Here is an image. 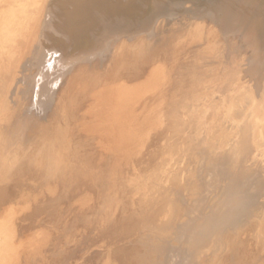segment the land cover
<instances>
[{
	"label": "bare ground",
	"instance_id": "bare-ground-1",
	"mask_svg": "<svg viewBox=\"0 0 264 264\" xmlns=\"http://www.w3.org/2000/svg\"><path fill=\"white\" fill-rule=\"evenodd\" d=\"M121 3H125V2H122V0H4V1H2V3H0V24L3 28V30H1V26H0V30L2 31V32L0 31V107H1L0 108V118H1V113L3 111L2 109L3 108L6 109L9 104L16 101V103L18 102L19 104H21L22 107L24 104L26 105V106L24 105L25 107H23V109H22L24 111L25 116H23L24 119L22 120V123H20L21 127H19V128L21 131H19V132H21L22 135L26 134L27 138H28V136H32L33 138H37L38 136L39 137L45 136L44 134H46L47 132H50L49 130H50V128H52L53 123H57V125L55 127L58 126L57 129L61 130L62 135L55 137V138H53V136H52L53 139L51 138V140H49L48 145H42L41 146V147L44 146V148L48 152L50 150L48 157L46 155H44L50 161V163H49L50 164L49 165L50 171H54L56 168L62 166L61 165L62 160L60 161L58 159V158H60L59 156H58V158L57 157L53 158V154L56 151H61L62 153H63V151L67 152L66 155H68V157L66 155L64 156L65 153L62 154V156H64V158H66V157L69 158L71 156V158L73 160L69 158V161L72 160L76 163V164L72 163L74 165L73 167H75V169H74L75 175L72 174L73 170L70 171L72 173H69V172H67V170H65V172H63V175L60 172H57L58 175L62 179H64V181L61 180V181H63L64 184L61 183L60 180H59V182H57V184H59L60 186L62 185L63 189L66 188L67 189V191L65 190L66 192L71 191L74 187H77L78 184L81 183V179L83 176L88 175V178L86 177V179L83 177V179H85L84 181H87L90 177L88 173L91 172L92 174L93 173L94 174L92 175L90 182L89 181H88L89 183L83 182V184H84V186H86L87 184L91 185V187H89V189L90 188L95 189V190H92L93 191L92 193H95L96 191H98V195L100 194L99 198L102 201L100 199H98V196H97L98 200H96V201H98V202L101 201L102 204L104 203V205L108 206L111 209L113 207H115V205H116L117 207H119V209H122L121 213H123V208L130 207L133 209L131 211L135 212L138 216V219L136 222L137 225H135V226H137L136 229H138V233L140 234V236H139L138 240H136L135 244L133 243L134 248L132 245H130L131 243L128 244V246L129 247L132 246L131 248L133 249L132 259L130 260L131 262H128L129 264L130 263L131 264H154V263L155 264H177V263L180 264L181 263V261H179L180 255H181V258L184 259V257H185L184 254L188 255L189 252L193 253L192 255H194L195 257H196V254L198 257H200L201 255H202V257H204V255H206L207 252H211L215 256L216 259H218V256L221 257V259H220L221 263L220 264H229V263H231L232 260L241 261V259H239V258L244 256L241 253L244 252V248L246 249V247L243 246V252H242V250H241L242 245L240 248H238V247L235 248L234 246H233L234 248H232L231 245H226L225 241H224V238H225V240H228L230 237V242H231L232 238H234L233 236H236V233L234 234L236 229H234V231L231 229L232 232H230V229L229 230L227 229L226 232H225V230H222L225 233L221 234L222 232L220 230V227H222L221 225L223 224V221H225V220H226L225 222H229L230 224H233L236 221H239L238 219H240V218L242 221H244V219H249L253 209H252V211L250 209L247 212L246 207L249 208L248 205L252 204L253 202L255 203V205L257 204V206H261L260 208H262L260 211L257 212L258 215L256 213H254L253 219L256 221L259 220V222H258V225H259L260 223H262L261 221L263 220V217H264V216H261L264 213V138H261V136L262 137H264V136L259 135L260 134L259 130L261 128L260 123L261 124L264 123V19L262 17V15H263L262 13L264 11V0H206V4L202 0L201 1L199 0L198 5H200V7H199L200 9H198V10H195V5H189L188 4L189 0H142V1H140L141 7H142L143 12H144V14H142V12L140 11L141 17H144V19H142V21H143L142 32L145 34L142 33L143 35H140L138 37L140 39L139 43L141 42V46H140L141 50L140 51H143L142 53H144V54L141 53V56L143 55L142 56L143 59L135 60L136 61L135 64L137 63V64H139V66L144 64L143 65L144 68H147L145 66L151 67V66L146 65V64L150 63V61L152 59L155 60L157 57L163 58L164 56H166V54L169 55L170 49H172L171 47L174 45L173 44V39H174L173 38V34H174L173 29L174 28H170V30L164 29V31H163L160 28L155 27V30L152 31L153 30L152 26H155V18L152 19V17L154 15H156V13H158V11H160V13L163 12L165 15H169V14L172 15L174 13L173 11H176V10H181V9L189 10L191 13L194 12V14L202 16V18L204 16L206 17L205 23H207L206 25H208V27H206L207 29L206 28L205 29L208 32H209L210 28L216 26L217 27L216 30L221 32L223 35V36L221 35L222 39L219 40L218 42L215 43L213 41L214 45H213V43H212V45L205 43L206 46H204V48L207 47V49H205L206 51H204V52H206V61H205L206 62V64H205V66H206V106H207L206 112L208 113V119L206 118V124L208 125V123H209L210 128L206 130V132H207L206 139H205V137H203L202 139L197 140L195 142L191 141L187 145V148L189 147V148L193 149V148L199 147L200 148L199 153H200V150H203V149H201V147H202L201 144H203V143L204 144L206 143V146H208L210 144V142L215 141V140H220V139H221L220 142L222 143V139H224L227 135L221 132L222 128L220 126L225 121L223 122V120H222V123H220V122H221V119H224L225 116L227 117V115L230 116L229 118L233 117L236 119L234 130L232 132H230V134H231L230 139L232 138V135L235 136V134H234L235 131L238 132L237 134L239 136L236 134V137L238 136V139L235 138V143H234L235 146H232L231 148L222 146L223 148H225V150H224L225 152L221 153L220 152L221 149H217V147H214V149H212V150L209 149L210 150L209 157L206 156V161H207L206 166H205L206 169H204V170H206V173H205L206 177H203L205 174L201 175V173H200L201 170L200 171L198 170L199 171L198 172L195 168L196 171L193 170L195 172L194 174H193L192 170L191 171L189 170V167L191 166L192 163H194V160L197 158V156H196V158L193 157L194 160H192L191 157H187L188 158L187 159L184 156L185 159L184 160L182 159L183 161L181 163L175 164L173 166L172 162L175 163V161L174 160L171 161V159H170L171 156L166 155L170 144L167 146L165 143L166 146H162V145H164L163 143L166 140V138H164L165 140L164 139L161 140V138H163L162 136H165V132L173 133V129H174L171 127L172 128L171 131H165L166 127L162 126L161 124L162 123L165 124L168 121L167 123L169 125V122L172 121L171 120L172 116H173V118H175V116H176L177 119L179 117V114H177L178 116L172 115L174 113L172 112V110L169 107V105H170L169 103L175 104L176 101H174V99L178 98V97H176L177 95L172 96V92H174V91L171 92V89L172 90L174 89V88H171V86H173L175 84V81L179 83V80L182 76V74H178L180 72H177V71L183 70L181 68H183L184 65H183V67L181 65L184 63L185 59H186L185 63L187 61H190V59H189L190 56H192L191 62H192V60H194V62H195L197 55L203 54L202 51H201V53H199L197 51H200L202 49H200L201 47L199 48V50H197L195 48V50H196L194 53L195 54L194 56H196L195 59H192V58H194L193 55H190V56L186 55L188 53L186 52V54H185L184 50L188 49V47L186 46V43H183L184 41L181 40L183 38L186 39V35L182 34L183 33L182 32V33H180L181 34L180 35L181 36L180 41H182L181 45L178 43L179 39L176 43H178V46L180 45L179 46L180 48H181L182 44L185 45L186 48L184 46H183L184 49L182 48V50L184 52L183 54L186 56H189V58L184 56L186 58L184 59L183 63L180 64L181 68H180V66H176V64L178 63V61L179 62H180V60L182 61L184 57H181L182 59L181 58L178 59V57H176L178 55L175 56V53L173 52L174 55L173 54L172 55L174 56V58L175 57L177 58L176 59L177 63L175 64V62H173L171 64H175L177 69L180 68L179 70L176 71L175 70L176 68L175 69L172 68L174 66L171 67L169 65V67H171V69H170L171 73L174 72L173 73L174 75H171L170 73H168L169 72L168 65L165 66V64H163V62L165 60H161V61H163L161 64L164 65V67H168L167 68L168 78L163 77L164 74H163L162 65L160 64L161 67H156V65H158L157 64L158 62L156 63V61L155 62L153 61V63H155V64L153 65L151 62V65H153V68L155 66L156 69H155V72H154V70L152 71V72H154L153 76L151 77L152 79L151 80L149 79L151 82H148V84H146V82L148 81V78H147L146 82L144 81L146 79L143 78L144 75L146 78L145 73L147 72V70H150V68H147V70H144L145 72L143 70H141L144 72L143 76L142 77L137 76L136 80H135L134 75L139 70L137 68L141 69L143 66H141V67L138 66L136 68V67H133L134 65L133 66L128 65L126 63L125 58L127 57V52H129V49H130L129 48L127 51L126 48H128V45L125 44V42L123 43L124 40L127 41L126 39L122 38V40H123L122 43L120 42L121 44H119L117 46V49L115 52H113L114 55L112 57L109 58V56H108V57H105V59L100 57V53H101L102 49L104 48L106 39L110 38V36H112L113 33L123 30V27L121 26L123 24H122V22H120L121 21L120 18L123 16V14H125V8L126 7L123 8L121 6L122 5ZM107 4H109V5H107ZM1 6H2V8L5 7L4 10L1 8ZM130 9L131 8H129L128 10H130ZM133 12H136L135 7L133 8ZM104 13L106 14V16L104 18H100V17H103V16H101V14H104ZM107 13L109 14L108 16H107ZM182 14H183V12H182ZM42 15H43V18H42ZM125 16H127V15H125ZM184 17H186V15ZM93 18L95 19L94 21H93ZM187 18H188V16H187ZM75 20H80L82 23H84V25H82L81 28H79L81 30V33L76 37H75V34H78V33H76V32L73 33L72 35L68 36L67 42L64 43L65 45L61 44V47H59L57 50H51L50 44L52 43V41L59 40L61 38L63 39L65 36L64 33L66 32V29L68 28L70 22H73ZM186 20H188V19H186ZM90 21H93L96 25L102 24L101 29H103L104 32L102 34L100 33L99 36L98 35L95 36V33H97L96 29H94L96 25L92 26ZM198 21L200 23L201 20H198ZM203 23L204 22H202L200 24V27ZM157 24H156V26H157ZM162 24L164 26V22H162ZM209 24H212V25H210V28H209ZM158 25L160 26V24H158ZM175 25L176 24H174L173 26H175ZM197 27H196V29H197ZM202 27H203V25H202ZM208 28H209V30H208ZM188 29H191V28H188ZM139 30H140V28H139ZM184 30H186V31H184ZM184 30H183L184 32H187V29H184ZM206 30H204V31L206 32ZM194 31L198 32L197 30H193V32ZM218 31H216V32L218 33ZM147 32H151V33L147 34ZM152 32H153V34H152ZM193 32H191L192 34L188 33V34H190L189 37L196 35V32H195V34ZM198 33H203V32H201V30H199ZM183 35H185V37ZM203 35L204 34H202V36ZM141 36H143V37L141 38ZM208 36H210V35H208ZM208 36H206V38ZM214 36L217 37L216 34ZM177 37H179V36L177 35ZM189 37H187V38H189ZM196 37H197V39H199L198 38L199 34ZM219 37H220V34H219ZM210 38H211V36H210ZM191 39H193V38H191ZM191 39L189 40L191 42L197 41V39H195V38H194L195 39L194 41H192ZM74 40H76V42ZM201 41H202V38H201ZM112 42H113V40H112ZM135 42H138V40L135 39ZM188 42H187V45H188ZM191 42H189V43H191ZM203 42H207L206 39ZM192 44H197V43H192ZM137 45H139V44H137ZM149 45H150V47L154 46V49L153 48L149 49ZM201 45L203 46V44H201ZM176 46L177 45H175L174 47L176 48ZM191 46L192 45L190 44L189 47H191ZM195 46L196 45H193L191 47V49H193ZM108 47H110V46H108ZM135 47L136 46H133L132 48L135 49ZM179 47H177V48L181 51V49ZM177 48H176V50H178ZM137 49H138V47H137ZM191 49L189 51L188 50H186V51L190 52ZM179 50H178V53H181ZM193 52H194V49H193ZM193 52H190V53L193 54ZM131 53H132V51H131ZM176 53H177V51H176ZM196 53H198V54L196 55ZM56 54H58L59 57L60 56L62 57V59L59 62L57 61V59L59 57ZM202 57L203 56L200 57V55H199V57H198L199 60H201ZM28 58H29V60L31 59L34 62L31 65V66H34V69H35L33 74L32 73L26 74V73H23L24 71H22L23 70L22 66H24V63H22V62L26 61V59H28ZM137 58H139V57H137ZM174 58H172V59L174 60ZM79 59H80V61H79ZM128 59H130V58H128ZM163 59H167V60L170 59L171 60L170 57H169V59L168 58H163ZM130 60H127V61L129 62V64H132V63H130ZM156 60L159 61V59H156ZM120 62H121V64L119 65ZM125 63H126V65H124ZM159 63H160V61H159ZM166 63L169 64L170 62L169 63L166 62ZM197 63H199V62L196 61V63H194V64H197ZM202 63H203V60H202ZM186 64L188 65L189 63H186ZM194 64H189V67L191 68L192 65H194ZM47 65H48V67H47ZM116 66H117V68H116ZM122 66L123 67L127 66L128 68L125 67L126 69H133L134 68L133 69L134 72L133 71L131 72V70H128L129 72H131V74H128L129 77H127V74H124L125 73L124 70L122 72V70L118 69ZM201 66L203 67L202 64H201ZM187 67L185 66L184 69L185 68H186L185 70L189 69V67L188 68ZM196 67H198V66H196ZM104 68L106 69L105 71H103ZM114 68H116L115 70H118L117 71L118 75H116V76L114 75L115 72H113ZM193 68H194V66H193ZM172 69H174L175 71H173ZM46 70H47V76L44 73ZM70 70L72 72V74H70L71 77L69 76L70 80L74 81L76 78H78L79 80H83L82 86H84V91H82L83 89L81 90V89H77V88L76 89L75 88L69 89L67 87L68 86L67 85L68 83H67V84H65L67 86L64 85L65 86V92L61 91L60 93H58L59 95L57 98V92L56 91H58V90H56V89H57L60 81L64 78L61 76L62 79L55 81V82H52L53 76H55V74H58V73L60 75H64V73H67ZM190 70H192V69H190ZM164 71H166V68ZM152 72H151V74H152ZM176 72L178 75H180V78L177 76ZM182 72H185V71L183 70ZM186 72L191 73V71H186ZM192 72H194V69ZM148 73H149V71H148ZM51 74H52V77L50 76ZM110 74H111V76H110ZM132 74H134L133 77H130V75H132ZM138 74L141 75V73H138ZM194 74H195V72H194ZM170 75H171V77H170ZM187 75H188V73H187ZM147 76L149 77L151 75L147 74ZM172 76H174V77H172ZM191 76H192V73H191ZM177 77L179 80L177 79ZM194 77L187 78V76L186 77L182 76V78H184V79L181 78V80H184V81L186 79L190 80L191 78H194ZM113 78H116L118 81L114 79L115 80V82H114ZM128 78L133 79L134 83H133V81L128 80ZM163 78L164 79L166 78V80H165V84H167L166 88L164 87L165 84H164V86L162 84ZM120 79H122V80L127 79L128 82L131 81L133 84L128 85L125 83V81L127 82V80L122 81ZM168 79H170L169 83H168ZM181 80H180L181 86L177 83L179 88L180 87L182 88V86H183L182 83L184 81L181 82ZM119 81L120 82L122 81L123 84L119 83ZM187 82L188 81H185L186 84H188ZM150 83H151V85H150ZM185 83H183V84H185ZM75 84L76 83H74V85ZM118 84H120V85L122 84V85L120 86ZM129 84H130V82H129ZM159 84L161 85V87H164L165 90H163V89H161L159 91H158V89L156 90V88ZM80 85H78V86H80ZM175 86H176V84H175ZM187 86H189V85H187ZM191 86H193V85H191ZM23 87H26L27 90L28 89L30 90V92H28L29 93L28 99H25V97L27 95L26 93L24 94L25 95L23 97L24 99H22L19 95L20 90ZM61 87H63V85ZM116 87H117V90L119 88V93L115 92L116 90H114V89ZM121 87H123V88L127 87L126 88L127 93L121 94L122 93V92H120ZM161 87L159 86V89ZM176 88L178 89V87H175V89ZM61 89H63V88H61ZM182 89H184V87ZM49 90L54 91V94H52V96L49 93ZM179 90H180L179 95L181 96V94L183 93V92L181 93V91H184V90H181V89H179ZM112 91L118 95L115 96V94L112 93ZM121 91H122V89H121ZM186 91H187V89H186ZM186 91H184V92H186ZM24 92H25V90H24ZM174 93H173V95H174ZM178 93H176V94H178ZM186 94L183 93L182 96H184ZM187 97H188V94L184 97L185 99H182L181 97L180 98L183 102V100H186ZM189 98L190 97H188V99ZM69 99H71V101ZM10 100H12V102H10ZM87 100L91 101V103L90 104L87 103V106L82 107V104L84 103V101H87ZM172 101H174V102L172 103ZM177 101H179V100L177 99ZM99 103H100V105L102 104L101 107H100ZM179 103H181V102H179ZM179 103H176V106ZM12 104H14V103H12ZM12 104H11V106H12ZM97 105H99V106H97ZM183 105L185 106V104H183ZM57 106H59V107L62 106V108L61 107L60 108L63 109L62 111H64L65 115H67L65 122L62 123L64 128H62L60 126V124L58 125V119L59 118L57 117L58 118L57 119L54 115L55 111L57 113L60 112L59 111L60 108H57ZM97 107H100V108H97ZM172 107H174V105ZM185 107H187V106H185ZM87 108H89V109L87 111H85ZM189 109H190V107H189ZM9 111H11V110H9ZM23 111H22V113H23ZM176 111H177V109H176ZM179 111H180V109H179ZM4 112H5V110H4ZM16 112H18V111H16ZM184 113H186V112H184ZM190 113H191V111H190ZM212 113H215L214 116L212 115ZM59 114L60 113H58V116H59ZM204 114H206V113H204ZM17 115H19V114H17ZM18 117L19 116H17L16 119H18ZM98 117H100V118L102 117L101 119H103V122H100V123H105V124H102L101 127L99 126V124H97L98 122H96V120H95ZM83 118L86 120H84ZM3 119H4V117H3ZM177 119H174V120L176 121ZM1 121H0V123H1ZM181 121H183V120H181ZM5 122H2V123H5ZM178 122H179V120H178ZM92 123H94L93 124L94 126H91ZM149 123H150V126L151 125L153 126L152 123H161V124L157 125V126H159V128L158 127H157V129L155 128L156 131L153 132V130L152 131L149 130L150 132H148V133L152 132L155 135V136L150 135V137L152 136L151 138L149 137L151 140L150 139L147 140V141H151V145L153 144V146L152 147L150 146V144H149L150 142L149 143L146 142L144 147H141L144 143L143 137L146 135V134L144 135V133L146 132L145 129L147 127H149L148 126ZM173 123H175V122H173ZM203 124H204V122H203ZM177 127L178 126H176V128ZM100 128L103 130L107 129V131H105V130H104L105 132L103 131L104 136H100V135H102L101 134L102 131L100 130ZM54 129H56V128H54ZM262 129H264V127ZM177 133L178 132H176V135H178ZM190 134H191V132H190ZM167 136L169 137V135H167ZM171 136H172V134H171ZM172 137H174V136H172ZM179 137H180V135L178 136V138ZM47 139H48V137H47ZM152 140H154L153 143H152ZM160 140H161V142L163 140L164 141L161 143ZM174 140L176 141L177 139H174ZM23 141H25V140H23ZM220 142H219V144H220ZM147 143L149 145H147ZM160 143H161V145H160ZM225 144H226V142H225ZM105 145L108 146L107 157L103 151L104 150L103 148L107 149V147ZM146 145L148 147L147 149L145 148ZM53 146H54V148H53ZM149 146L151 148V151L149 149ZM155 147L158 148V149H156V151L158 150L157 151L158 154H157V152H155L157 154V156H156V154H155V156H153ZM170 147H171L170 150H172L173 146H170ZM209 147H210V145H209ZM137 148H138V150L140 148H145L146 150L141 149L143 151H141V152L137 151V153L138 152H139V154L141 153V155L144 157L146 155V158L148 155L149 158L148 159H146V158L141 159V155H139L140 158L137 155L138 159L140 160L139 161L137 159V157L132 154L134 157H136L135 160L137 159V162H135V160L131 159V163L132 162L133 163L132 164L130 163L131 164L130 165L128 163L129 161L127 162V160H128L127 157L131 154V151H133L134 149L137 150ZM235 148L237 149V151H240V152H238L236 154L234 151ZM110 150L112 153H110ZM196 150H198V149H196ZM196 150L194 149V152H196ZM127 151H130V153H129V155L127 154V157H126L127 160L124 163L125 164L127 163L128 165L127 164L124 165L123 163L118 164V162L121 160L117 161V159H119L120 157H121V159L124 158V159H122V162H123L125 160V155H126ZM147 151H149L148 154H147ZM69 153H70V155H69ZM171 153H175V152H170V155H173ZM120 154H122L124 157L120 156ZM192 154L194 155L193 151H192ZM177 155L178 154H175L176 157H177ZM195 155H197V153ZM129 157H132V156H129ZM38 158H36L37 161H38ZM101 158L104 160H102V163H99V162H101V161H99ZM172 158H174V157H172ZM51 159H53L52 162H51ZM31 160L32 159H30V161ZM199 160H201V159L199 158ZM197 161L198 160H196V163H197ZM64 162H65V160H64ZM41 163H43V162H41ZM44 163H43V165H44ZM70 163H71V161H70ZM40 167H41V165H40ZM63 167H64V165H63ZM153 167L157 171L156 174H158V177L156 178V180L159 181L163 178L162 179V185H160V186L158 185V187H157L158 190L151 191V192L145 191L146 188H141V192L131 190V189L137 188L138 185L140 186L143 182H145L144 180H145L146 175H152L153 169H154ZM44 168H45V170H43V172L41 171L42 173H44L46 171V166L42 167V169H44ZM193 168H194V166H193ZM71 169H72V167H71ZM94 169H95V172L92 171ZM145 169L148 171L145 172ZM40 170L41 169H39V171ZM13 172H15V171H12L11 174L14 175L15 173H13ZM3 173H4V171H3ZM46 173H48V172H46ZM5 174H7V173H4V175ZM45 174H43L42 176H45L48 178L49 176H46ZM0 175H1V173H0ZM4 175L1 176L3 179H1V177H0V197H2L3 187H5V190L7 189L6 187H8V190L10 189V186H8L9 184L7 186H4L5 182H6V177H7V175H6V177ZM15 176L19 177L20 175L17 176V174H16V175H14V177ZM29 176L32 177V175H29ZM53 176H54V173H53ZM74 176H76V177H74ZM14 177H13V179H14ZM105 177H107L106 180H105ZM21 178H22V176H21ZM149 178H150V176H149ZM204 178H206V179H204ZM15 179H17V178H15ZM22 179H20V180H22ZM203 179H204V181L206 180L205 182L203 181L204 183H206L205 184L206 188L203 186V182H202ZM25 180H27V179H25ZM22 181L24 182V180H22ZM48 181H49V179L47 180V183L51 182V181H49V182ZM215 181H216V183H214ZM17 182H18V180H17ZM17 182H16V184L21 183V181L19 183H17ZM11 183H12V179H11ZM25 183H27V182L25 181L24 184ZM85 183H87V184H85ZM211 183L215 184L214 190L211 193L212 194L219 193L220 194L219 198L215 201L212 198L211 199L212 201L211 200H210L211 202L209 201L210 205H207L208 208H206V211L204 210L203 212H200V214H199L198 211H201L202 209L197 210L198 209L197 207L199 206L201 201H203L202 199H204V198L199 199V197L201 196L200 194L203 193V190L205 192V189H206V192L203 194L204 195L208 194L209 193L208 189L211 191V185H212ZM12 184H14V183H12ZM21 185H22V183H21ZM41 185L43 188L44 182ZM107 185H110V186H107ZM12 186H16L15 190H17V187H18L17 185H12ZM81 186H83V185H81ZM39 187H41V186H39ZM39 187H36L35 191H34V189H31V187H30V189H28L27 191L30 192V190H32L31 194H33L34 192L36 194H38L37 192H40L38 190H41ZM71 187H73V188L71 189ZM22 188L27 189V185L25 187H22ZM22 188L20 186L21 190H22ZM59 188L60 187H58L56 189V191L57 190L59 191ZM44 189H45V187H44ZM44 189H43V191L46 190V189L45 190ZM82 189H83V187H82ZM10 190H12V189H10ZM19 190H17V192ZM21 190L19 192L22 195V193H24V192H22ZM99 190H100V193H99ZM23 191H25V190H23ZM6 192H7V190H6ZM82 192H85V191H82ZM13 193H15V192L13 191ZM47 193H49V192H46V194ZM76 193H78V189H77V191H75V195H77ZM88 193L91 194V190ZM36 194L32 195L33 196L32 197L30 194H26V191H25L26 196L25 195L21 196L20 194H19L20 196H17L18 198L15 195L14 196L17 199H19L20 197L23 198V196H25V197L31 196L32 198H34V196H36ZM55 194H57V192ZM59 194H61V192ZM69 194H71V193H69ZM96 194H97V192H96ZM134 194L139 195L140 198H136L134 196ZM153 194H157V195H155V198L150 196ZM8 195H7V197H8ZM27 195H29V196H27ZM41 195L43 197V195H45V193L44 194L42 193ZM47 195H50V194H47ZM62 195H63V193H62ZM62 195L60 197H62ZM91 195H93V194H91ZM4 196H6V194ZM12 196H13V194L11 193L10 197H12ZM50 196L47 198L45 195L43 199L45 200L46 198L47 199L50 198V201H51L52 196L51 197ZM67 196H69V195H67ZM77 196H79V195H77ZM37 197L39 200L42 199V198L40 199L39 196H37ZM60 197H59V201L62 202L64 197H62V199ZM95 197L96 196L92 197V198H94V201H95ZM207 197H208V195H207ZM4 198L5 197H3L1 199H4ZM16 198H14V199H16ZM22 198L19 201L17 199L13 200V201L14 202L16 201L17 203H19L20 201L23 200ZM90 198H91V196H90ZM153 198H154V200H153ZM47 199L45 201H48ZM52 199L54 201V197ZM4 200H7V199H4ZM8 200H11V199L9 198ZM24 200L22 202H20L21 203V204H19L20 206L21 205L24 206V203H27L29 199L27 200V202H25ZM71 200H72V198H71ZM71 200H69L70 202L68 201L69 203L65 202L66 204H64V205L69 204V206H70L72 204V207H76L78 204H80V201H78L79 203L77 202L78 203L77 205H73L76 202L71 203ZM13 201H11V202L14 203ZM45 201H42V202L44 203ZM204 202H202V203H204ZM81 203H82V201H81ZM89 203L90 204L87 203V206L88 205H91V206L87 207L85 205V203H84V205L87 208H90V207L93 208V206H94V208L90 209V210H95L97 208V207H95L97 202L94 205H93L94 202L91 203V201H90ZM171 203L173 204L174 210L178 211L179 214H180V212H182V213L184 212L182 214V215H184V217L183 216H181V217L184 218L185 221H182L181 218L179 220H175V219H172L171 216H169L168 211L170 212V210L173 209V208L172 209L169 208L170 206L168 204H171ZM1 204L2 205L4 204L2 200H1ZM1 204H0V206H2ZM37 204H39V202ZM44 204L47 205V203H44ZM49 204H50V202H49ZM102 204H101V207L104 206V205L102 206ZM4 205H3V208H5L7 205H9V203L6 202L5 207H4ZM19 205H18V207H19ZM30 205H31V202H30ZM55 205H56V200H55ZM55 205H52V207ZM26 206L29 207V204ZM98 206H100V205L98 204ZM83 207L79 206L76 208H83ZM38 208L37 209L39 211H37V212L41 213L42 208L41 207H38ZM68 208H70V207H68ZM168 208L170 210H168ZM5 209H3V210H5ZM26 209H29V208H26ZM32 209H33V207H32ZM54 209H56V208H54ZM63 209H64V206H63ZM0 210H2V209H0ZM3 210L1 211V213L4 212ZM17 210H20V208ZM66 210H67V208L65 210H63L62 212L64 213V211H66ZM97 210H100V209H97ZM102 210H104L105 215H106L105 209H102ZM114 210L117 211V209H115V208H114ZM114 210L112 209L113 214L115 212ZM245 210H246V212L243 213V211H245ZM24 211H22V212H24ZM29 211L30 210H28V212ZM70 211H72V209L69 210L68 214L70 215V213H71L73 215V217L72 216L70 217L69 215L65 216L66 212L62 215H64L65 218H67V216L70 217L71 220L74 218L75 219L74 221H76V217H74L75 213H77L76 209L74 210V211H76L75 213L70 212ZM79 211H80V209H79ZM81 211H83V210H81ZM6 212H7V209H6L5 213ZM34 212H35L34 214H36L37 216L42 218V216H40L41 214L38 215L39 213L38 214L36 213V210H34ZM43 212L44 211H42V213ZM52 212L55 213L56 211H54L52 209ZM80 212H78V213H80ZM83 212H81V213H83ZM24 213H26V212H24ZM87 213H89V212H85L83 216H85V214L87 215ZM91 213H93V212H91ZM91 213H89V216L87 215V217H89L90 220L92 218V217H90ZM97 213L102 216V214H100L101 211L100 212L97 211ZM110 213H112V212L110 211ZM27 214H28V216L30 215L29 213H26L24 215H22V213H21L22 216H25ZM185 214L188 215V217H187L189 219L188 221H186ZM228 214H229V217H228ZM230 214L232 215V219L230 218ZM237 214L239 215V217H237V220H236ZM11 215H15V212H14V214H11ZM36 215H34V216H36ZM59 215H61V214H59ZM81 215H80V217H81ZM95 215L96 214H92L91 216H93L94 218H97V220H98V218L101 217V216L95 217ZM224 215H226V216H224ZM5 216L7 217V214H5L4 217ZM31 216L32 215H30L29 217H31ZM124 216L125 215L123 214L122 217H124ZM223 216L225 218H223ZM9 217H11V216H9ZM27 217H22V218L27 219ZM46 217H44L42 219H45ZM87 217L85 219H84V217H83V219H81V224L83 221L86 223V220H88V222L92 221V220L89 221V218H87ZM105 217L102 216L101 219L102 220L105 219L106 220V221L104 220L105 222L108 221L111 223V221H109L111 216L109 217L108 220L106 219V218H108V215L106 218ZM65 218L63 220H65ZM112 218H113V216H112ZM222 218L225 220H223ZM11 219H12V217L10 218V220ZM40 219H38V221ZM115 219H116V217H115ZM47 220H49V219L47 218ZM57 220H58V218H57ZM61 220H62V218H61ZM79 220H80V218L78 217L77 218L78 222H75L76 225H77V223H79ZM112 220H114V219H112ZM234 220H236V221L234 222ZM252 220H251V222L250 221L249 222L252 223ZM70 221H69V223H67V222L66 223H67V225L68 224H72V225H70V226L68 225L69 227H67L66 223H64L66 226L63 225V227H61V228H65V227H66V229L70 228V231L73 230L74 232H75V229L77 231L79 228H82L80 224H78L79 226L77 225V228H75L76 226L74 225V222L71 221V222H73V223H71ZM104 221L102 223L103 225H104ZM121 221H122V219H121ZM46 222L47 221L43 220V224H46V226H49L50 224H52L50 222H53V221L51 220L49 222L50 224L47 222L49 225H47ZM84 222H83V224H84ZM88 222L86 223L88 225L85 226V224L84 225L82 224V226L88 227L90 225V230H91L92 223L89 224ZM95 222L97 224L100 223L99 221H98L99 223L97 221H95ZM108 222H107V224H108ZM241 222H240V224H241ZM96 223L93 222V224H96ZM112 223L110 224L111 226H112ZM116 223L118 226L117 221H116ZM255 223H257V222H255ZM114 225H115V223H114ZM225 225H226V223H225ZM14 226H16V225H14ZM46 226H45V228H46ZM111 226H109V228H107V229H110ZM113 226L111 228L114 229ZM247 226L249 228L254 227L252 224H249V223L247 224ZM261 226L264 227L261 224L256 227L257 230H259L260 232H261V230H260ZM71 227H72V229H71ZM85 227H83V228H85ZM92 227H94V226H92ZM98 227L100 228V225ZM101 227H103V226H101ZM118 227H120V226H118ZM1 228H3V226ZM6 228L4 227V232H6V231L7 232L5 234L2 233L4 235L9 233L8 228L7 229ZM39 228H41V227L39 226ZM48 228H51V227H47V230H50ZM56 228L59 229V227H56ZM73 228H75V229H73ZM83 228H82V230H83ZM95 228H93L92 230H94ZM99 228L98 229L96 228L97 231H101V229L99 230ZM115 228L117 229L116 226H115ZM245 228H247V227L245 226ZM256 228H255V230H256ZM86 229H89V227L85 228L84 230H86ZM240 229H241V227H240ZM240 229L237 228V230H240ZM261 229L263 231V228H261ZM80 230L77 231L78 233L77 232H75V233L78 235H81L83 232H80ZM111 230H110V232L113 231V230L112 231ZM194 230H195V232H193ZM55 231H56V229L53 232H55ZM67 231L69 232V234L72 233V231L70 232L69 229H67ZM97 231H96V234H98ZM241 231H242V229L239 232H241ZM11 232L12 231L10 228V234L14 233V232H12V233ZM43 232H47V231H43ZM89 232H91V231L88 230L86 232L87 237H88ZM103 232L104 231H101L99 234H101ZM105 232H106V230H105ZM108 232L105 234L103 233V235L104 236H106V234L108 235ZM110 232H109V234H110ZM114 232H115V230H114ZM122 232L124 233V231H121V233ZM135 232H136V230H135ZM135 232H134V236H135ZM229 232L232 233V235H230ZM245 232L240 233V234H244ZM57 233L60 234L61 231H59ZM62 233H64V232H62ZM75 233L74 234L72 233V237L78 236ZM128 233H126L125 236L127 235V236L131 237L130 234L132 232L129 233V235H128ZM91 234H92V232H91ZM91 234H89V235L91 236ZM93 234H94V232H93ZM245 234H244V238H245ZM83 235L81 237H83ZM112 235L113 234H111V237H112ZM252 235L254 236V232L252 233ZM96 236L97 235H95V237L92 236V245L93 244L95 245V243H97V242L102 243V242H104V240H107L109 238V237L107 239H106V237L102 238V236L99 238L100 235L97 237ZM127 236L125 238L128 239L129 237H127ZM237 236H240V235H237ZM7 237L9 238V236H7ZM10 237H11V235H10ZM14 237H16V236H14ZM60 237L63 239V234H62V236H59V238ZM65 237H68L67 234ZM93 237H94V240H95V238H96V240H98L97 238H99V239L102 238L104 240L102 242L100 240L95 242L93 240ZM218 237H220L222 242L219 241L216 243V238H218ZM242 237H243V235H242ZM242 237L240 238L241 240L243 239ZM83 238H80V239L75 238V240H78L77 242L81 241V243H78V244L76 241H74V243L76 242V244H77L76 245L77 248L79 247L78 246L79 244L80 245L82 244V242L84 240ZM117 238L119 240H121L122 236L116 237V240H117ZM134 238H136V237H134ZM235 238L237 239L236 242H238L239 238H237V237H235ZM11 239L13 240V238H11ZM62 239H60L59 241H61ZM69 239H70V237H69ZM69 239H64V240L66 241ZM81 239H83V240H81ZM85 239L89 240L87 238H85ZM131 239H133V237ZM248 239L250 241H247V240L243 241L244 242L243 244H245L246 246L249 244L248 247L249 246L253 247V244H255L258 241V240L256 241V239H253L252 236H251V238L249 236ZM251 239H253V240L251 241ZM70 240H71L70 242L66 241L65 245H66V243H68V244L70 243V244H73L75 246L74 243H71L73 239H70ZM86 240L83 243H85ZM90 240H91V238H90ZM122 240H124V239H122ZM111 241H114V243H115V239H113ZM125 241H126V239H125ZM125 241H123V242H125ZM130 241L134 242L133 240H130ZM228 241H226V242H228ZM233 241L235 243V240H233ZM246 241L248 244H246ZM6 242L8 244L11 241L8 242L6 240L5 243ZM123 242H121L122 245H123ZM211 242L213 243V246H211V244H212ZM100 243L99 244L97 243L98 246L100 245ZM116 243H118V242L116 241ZM116 243L114 245L112 243V245L115 246V245H117ZM259 243H260V241H259ZM7 244H5V245L7 246ZM90 244H91V242H90ZM9 245H11V244H9ZM62 245H64V244H62ZM88 245L89 244H87V246ZM106 245L104 244V246H102V247L105 248L108 246V245L107 246ZM112 245L109 244V248H111L110 246H112ZM120 245L121 244H119L117 247L119 248ZM139 245H141L139 247L140 249L137 248V246H139ZM237 245H239V243ZM49 246H51V245H49ZM90 246H88V248ZM227 246H231V248H232L231 251H228L229 249ZM259 246H261V245H259ZM80 247H82V246H80ZM84 247H86V245ZM97 247L96 248L93 247V249H91V250L93 251L94 248L97 250ZM117 247H115V249H117ZM175 247L177 250L175 249ZM44 248H42V249L44 250ZM69 248H71V246ZM73 248H76V247H73ZM131 248L127 252L131 251ZM257 248H258V244H257ZM63 249H65V247H63ZM66 249H68V248H66ZM86 249H87V247H86ZM125 249L124 250L120 249L119 251L120 252L122 251L123 253H127V252H125ZM252 249H255V248H252ZM45 250H46V248H45ZM69 250H70V252L72 251L71 249H69ZM74 250L75 249H73V251ZM88 250H90V249H88ZM99 250H101V248H99ZM110 250L113 251L114 249H110ZM246 250H248V249H246ZM258 250L260 251V249H258ZM262 250H263V247L261 248V251ZM5 251H6V249H5ZM5 251L3 250V252H5ZM49 251H52V250H49ZM66 251L67 252H65V255H67L69 258L72 257V255L75 253V251L74 252L72 251L73 254L71 253V255H70V253H68V250H66ZM78 251H80V248ZM106 251H107V249H106ZM0 252L3 253L2 251H0ZM108 252H110V251H108ZM116 252H118V251L116 250ZM120 252H118V253L122 255V252L121 253ZM252 252H254V250ZM77 253H79V252H77ZM103 253H104V251L98 252L96 254L97 262H95V263H97V264H116V262L118 261L117 254L115 256L116 258H114L115 253L113 255L110 253H106V252L105 253L108 255H105V254L103 255ZM248 253H250L249 250H248ZM4 254L5 253L2 254L3 257H4ZM15 254H16V252H15ZM43 254L46 255L45 253H43ZM61 254H63V253H61ZM88 254H91V253H88ZM199 254H201V255L199 256ZM240 254L242 256H240ZM255 254L256 253L252 254V256H254ZM13 255H14L13 252L7 257L5 254V258H2V256L0 255V264H13V262H14L13 260H15ZM245 255H247V254H245ZM46 256H48V255H46ZM54 256H55V254L53 255V257ZM61 256L62 255H60V257ZM74 256H73V258L75 260V258H77V257L76 256L74 257ZM89 256L91 257V255H89ZM256 256H257V254H256ZM49 257H50V255H49ZM57 257H59V256H57ZM62 257L64 258L65 256H62ZM68 257H67V260L69 259ZM121 257L124 258L123 255ZM121 257H119V259ZM61 258H60V260H61ZM81 258H78V259H81ZM112 258L117 259V261L112 259ZM206 258L208 259V256ZM263 258H264V256H263ZM7 259L9 260V263L7 262L8 261ZM45 259H46V257H45ZM64 259L66 260V258H64ZM96 259H95V261H96ZM185 259L188 260V257L187 258L185 257ZM185 259H184V262H185ZM194 259H196V258H194ZM216 259H212L213 261L211 260L212 264L214 262L216 263V261H217L216 264L219 263V261H218L219 259L218 260H216ZM249 259H251V256ZM257 259H259V258H257ZM257 259H255V257H253V259H251V260L257 261ZM65 260H63V262H65ZM74 260H73V264H75ZM210 260H208L206 262H208V264H209ZM246 260H247V258H246ZM246 260H245V264H247ZM10 261H12V262H10ZM120 261H122L121 263H123V264L127 263L122 258L120 259ZM85 262H86V260H85ZM182 262H183V260H182ZM188 262L186 261L184 264H186V263L188 264ZM206 262H205V264H206ZM192 263H190V264H192ZM251 263L253 264V261H251ZM117 264H119V263H117ZM193 264H195V263H193ZM232 264H233V262H232ZM235 264H236V262H235ZM259 264H264V260L261 262V259H260Z\"/></svg>",
	"mask_w": 264,
	"mask_h": 264
},
{
	"label": "rangeland",
	"instance_id": "rangeland-1",
	"mask_svg": "<svg viewBox=\"0 0 264 264\" xmlns=\"http://www.w3.org/2000/svg\"><path fill=\"white\" fill-rule=\"evenodd\" d=\"M2 1H4V0H2ZM2 1L0 0V3H2ZM129 1V2H128ZM140 1H142V0H122V2H125V3H121L122 5V7L123 8H125V14H123V16L120 18V22H122V24L123 25H121L122 27H123V30L122 31H118V32H115V33H113L112 34V36H110V38H107L106 39V41H105V45H104V48L102 49V51H101V53H100V57L101 58H103V59H105V57H108L109 56V58L110 57H112L113 55H114V53L113 52H115L116 51V49H117V46L119 45V44H121L122 43V38L123 39H126L127 41H123V43L125 42V44H127L128 45V48H126L127 49V51H128V49H129V52H127V57L125 58L126 59V63L128 64V65H134L133 67H138L139 66V64H135V60H138V59H143V55L141 56V53L143 52V51H140L141 50V48H140V46H141V42L139 43V36L140 35H143V34H145V33H143L142 32V29H143V21H142V19H144V17H141V13H140V11L142 12V14H144V12H143V9H142V7H141V4H140ZM198 1L199 0H189V5H195V10H198V9H200L199 7H200V5H198ZM201 1V0H200ZM203 2H205V4H206V0H202ZM107 5H109V4H107ZM133 6V7H132ZM136 8V12H133V8ZM1 8H2V6H1ZM4 8L5 7H3L2 9L4 10ZM129 8H131L130 10H128ZM128 11V12H127ZM174 13L172 14V15H170L169 13V15H165L163 12L162 13H160V11H158V13H156V15H154L153 17H152V19L153 18H155V26H152L153 27V30L152 31H154L155 30V27L157 28H160L161 30H163L164 31V29L166 30V29H169L170 30V28H174L173 29V38L175 39H173V46L171 47L172 49H170V52H169V55L168 54H166V56H164L163 58H168L169 59V57L171 58V60L169 59V60H167V59H163V58H156V59H159V61H160V63H159V61H157L156 59L155 60H151L150 61V63H147L146 65H149V66H151V67H148V66H145V67H147V68H150V70H147V68H144V64L143 65H141V66H143L141 69L140 68H137V69H139L138 71H137V73L134 75V74H132V75H130V77H133V75H134V79L136 80V77L137 76H143V74H144V70H147V72L145 73L146 74V78H145V75L143 76V78L144 79H146V80H144L145 82L147 81V78H148V81L146 82V84H148V82H151L150 80L152 79L151 77L153 76V73L155 72V66H154V68H153V65L155 64V63H153V61L155 62L156 61V63L159 65H156V67H161L160 66V64L163 62V61H161V60H165L164 62H163V64H165V66L166 65H168V67H169V65L172 67V66H174V67H172V68H176V66H180V64H182L183 63V61H184V59L186 58V57H188L189 58V56L190 55H193V57L194 58H192V59H195V57L196 56H194L195 54V48L197 49V50H199V48L200 49H202V50H200V51H197V52H199V53H201V51L203 52V54H198V53H196V55H197V58L199 57V55H200V57L201 56H203L202 57V59L201 60H199V58L197 59L196 58V61H198L199 63H197V64H194V63H196V61L194 62V60H192V62H191V57L192 56H190V61H187L186 63H189V64H194V65H192V67L190 68L189 67V64L187 65L186 63H185V61H186V59H185V61H184V63L181 65L182 67H183V65H184V67L186 66H188L189 67V69H187V70H185L184 69V67L183 68H181V66H180V68L181 69H183L185 72H182V71H177V70H179L180 68H176L175 70L177 71V72H180V73H178V74H182V76L183 77H186L187 76V78H189V77H194V78H191L190 80L189 79H186L185 81H188L187 83L188 84H186L185 83V81L184 80H181V78H182V76H181V78H180V75H178L177 74V72H176V74H177V76L180 78V80H181V82L182 81H184L183 83H185V84H183L182 83V88L184 87V89H182L181 87L179 88V86L177 85V83L178 82H176L175 81V84H176V86H175V84L173 85V86H171V88H174L173 90L171 89V92L172 91H174V92H172V96H176V97H178L177 99L179 100V101H177V99H174V101H176V103H179V102H181V103H179L177 106H176V103L175 104H171V103H169L170 105H169V107H170V109L172 110V112L174 113V114H172V115H177V114H179V117H178V119H177V117L175 116V118H173V116H172V118H171V120L172 121H170L169 122V125H168V121L164 124V123H152L153 124V126L151 125L150 126V123L148 124V126L149 127H147L146 129H145V133H144V137H143V141H144V143H143V145L141 146V147H144V145L146 144V142H150L149 144H150V146L152 147L153 146V144L151 145V141H147L148 139H150L153 135H154V133H148V132H150V131H152L153 130V132L154 131H156V129H157V127L159 128V126H157V125H162V126H165L166 127V129H165V131H171V129L172 128H174L173 129V133H168V132H165V136H162L163 138H161V140L162 139H164V138H166V140L164 141V145H162V146H168L169 144V149H168V151H167V153H166V155H169V156H171V161L172 160H174L175 161V163L174 162H172L173 164V166L175 165V164H178V163H181L184 159H185V157L187 158V157H191L192 158V160H194V158H196V156H197V158L194 160V163H192L191 164V166L189 167V170L191 171L192 170V172H193V174L195 173L194 171H200V173H201V175H204L205 173H206V170H204V169H206V156H208L209 157V152H210V150L209 149H214V147H217V149H221L220 150V152L222 153V152H225L224 150H225V148H223L222 146H224V147H228V148H231L232 146H235V138H237L238 139V132H234V134H235V136H233L232 135V138L230 139V137H231V134H230V132H232L233 130H234V126H235V123H236V119L235 118H233V117H231V118H229L230 116L229 115H227V117L225 116V118L224 119H221V122L220 123H222V120H223V122L224 123H222L220 126H221V132L222 133H224V134H226L227 136L224 138V139H222V143L220 142V140H215V141H212V142H210V147H209V145L208 146H206V143L204 144H201V149H203V150H200V153H199V147H197V148H193V149H191V148H187V145L191 142V141H193V142H195V141H197V140H200V139H202L203 137H205V139H206V134H207V132H206V130L207 129H209L210 127H209V123H208V125L206 124V118L208 119V113L206 112V66H205V64H206V52H204V51H206L205 49H207V47H205L204 48V46H206V44L205 43H207V44H209V45H212V43H213V41L216 43V42H218L219 40H221L222 39V33L221 32H219L218 30H216L217 29V27L216 26H214V27H212V28H210V25H212V24H209V28H210V30H209V28H208V30H209V32L206 30L207 28L206 27H208V25H206L207 23H205V20H206V17L204 16L203 18H202V16H199V15H196V14H194V12L193 13H191L189 10H185V9H181V10H176V11H173ZM182 12H183V14H182ZM2 13V12H1ZM129 13V14H128ZM180 15H179V14ZM3 14V13H2ZM176 14V15H175ZM263 15H262V17H263V19H264V11H263V13H262ZM109 14L107 13V16H108ZM125 15H127V16H125ZM186 15V17H184ZM101 16H103V17H100V18H104L105 16H106V14L104 13V14H101ZM144 16V15H143ZM159 16V17H158ZM187 16H188V18H187ZM126 17V18H125ZM165 17V18H164ZM183 17V18H182ZM190 17V18H189ZM42 18H43V15H42ZM162 18V19H161ZM188 19V20H186V19ZM193 18V19H192ZM151 19V20H152ZM174 19V20H173ZM95 19L93 18V21H94ZM160 20V21H159ZM167 20V21H166ZM172 22H171V21ZM191 20V21H190ZM197 20V21H196ZM198 20H201L200 21V23H199V21ZM203 20V21H202ZM39 21V20H38ZM93 21H90L91 22V25L92 26H94V25H96ZM40 22V21H39ZM159 22V23H158ZM162 22H164V26H163V24H162ZM166 22V23H165ZM185 22V23H184ZM197 22V23H196ZM202 22H204L202 25H203V27H202V25H201V27H200V24L202 23ZM160 24V26L158 25V24ZM156 24H157V26H156ZM174 24H176L175 26H173ZM198 24V25H197ZM206 26H205V25ZM82 25H84V23H82L80 20H75V21H73V22H70V24H69V26H68V28L66 29V32L64 33L65 34V36H64V38L61 40V39H59V40H55V41H52V43L50 44V49L51 50H57L59 47H61V44L62 45H65L64 43L65 42H67V40H68V36H70V35H72L73 33H78V34H75V37L76 36H78L80 33H81V30L79 29V28H81V26ZM139 25V26H138ZM194 25V26H193ZM0 26H1V24H0ZM173 26V27H172ZM198 26V27H197ZM135 27V28H134ZM168 27V28H167ZM196 27H197V29H196ZM200 27V28H199ZM216 27V28H215ZM102 28V24H98V25H96L95 26V28L94 29H96V31H97V33H95V36L96 35H100V33L102 34L103 32H104V30L103 29H101ZM133 28V29H132ZM139 28H140V30H139ZM188 28H191V29H188ZM206 28V29H205ZM215 30H214V29ZM101 29V30H100ZM184 29H187V32H184V31H186V30H183ZM197 30L198 32H199V30H201V32H203V33H198V32H196V31H194L193 32V30ZM212 29V30H211ZM1 30H3V28H2V26H1ZM0 30V31H1ZM181 30V31H180ZM190 30V31H189ZM192 30V31H191ZM204 30H206V32L204 31ZM216 31H218V33L216 32ZM2 32V31H1ZM183 32V33H182ZM191 32H193L194 34H195V32H196V35H193L191 38H193V39H191L190 37H189V35L190 34H188V33H191ZM206 34H205V33ZM212 32V33H211ZM143 33V34H142ZM149 33H151V32H147V34H149ZM180 33H182V34H185L186 35V39L185 38H183V39H181L182 41H184L183 43H186V46L188 47V49L190 48L191 49V47L193 46V45H198L197 47L195 46L193 49H194V52H193V49H191V51L190 52H193V54H191L190 52H188L189 50L188 49H185L184 51H185V54H186V52L188 53V54H186V55H189V56H186V55H184L183 53V50H182V48H183V46L185 47V45L184 44H182V46H181V48L179 47L180 45H181V43H182V41H180V38H181V34ZM127 34V35H126ZM152 34H153V32H152ZM192 34V33H191ZM199 34V39H197V35ZM202 34H204L203 36H202ZM216 34L217 35V37L216 36H214V35ZM219 34H220V37H219ZM177 35L179 36V37H177ZM185 35H183L184 37H185ZM188 35V36H187ZM201 35V36H200ZM208 35H210L211 36V38H210V36H208ZM222 35V36H221ZM206 36H208L207 38H206ZM143 36H141V38H142ZM177 37V38H176ZM187 37H189L192 41H194L195 39H197V41H194V42H191V41H189L190 39L189 38H187ZM153 38V37H152ZM195 38V39H194ZM201 38H202V41H201ZM216 40H215V39ZM135 39H137L138 40V42H135ZM178 39H179V41H178ZM189 39V40H188ZM204 39V40H203ZM205 39H206V41L207 42H203V41H205ZM211 39V40H210ZM112 40H113V42H112ZM189 42H191V43H189ZM75 42H76V40H74ZM109 41V42H108ZM132 41V42H131ZM178 41V43L180 44L179 46H178V43H176ZM211 41V42H210ZM121 42V43H120ZM128 42V43H127ZM187 42H188V45H187ZM108 43V44H107ZM133 45V46H136L135 47V49L134 48H132L133 46L131 45V44ZM176 43V44H175ZM192 43H197V44H192ZM211 43V44H210ZM135 44V45H134ZM137 44H139V45H137ZM190 44L192 45L191 47H189L190 46ZM201 44H203V46L201 45ZM205 44V45H204ZM175 45H177L176 46V48L177 47H179L180 49H181V53H178V50H176V48L174 47ZM213 45H214V43H213ZM108 46H110V47H108ZM130 46V47H129ZM132 46V47H131ZM137 47H138V49H137ZM106 48V49H105ZM154 49V46L153 47H150V45H149V49ZM186 48V47H185ZM204 48V49H203ZM132 49V50H131ZM137 49V50H136ZM184 49V48H183ZM186 50H188V51H186ZM131 51H132V53H131ZM153 51V50H152ZM176 51H177V53H176ZM53 52V51H52ZM70 52V51H69ZM173 52L175 53V56L176 55H178V56H176V57H178V59H180L181 57H184V56H186V57H184L183 58V60L181 61L180 60V62L178 61V63H177V58L175 57L174 58V54H173ZM129 53V54H128ZM133 54V55H132ZM140 56H139V55ZM142 54H144V53H142ZM173 54V55H172ZM183 54V55H182ZM205 54V55H204ZM56 55H58V54H56ZM132 55V56H131ZM138 55V56H137ZM172 57H171V56ZM130 56V57H129ZM58 57H59V55H58ZM132 57V58H131ZM137 57H139V58H137ZM141 57V58H140ZM128 58H130V59H128ZM137 58V59H136ZM172 58H174V60L172 59ZM62 59V57L60 56L58 59H57V61L59 62L60 60ZM182 59V58H181ZM205 59V60H204ZM127 60H130V63H132V64H129V62L127 61ZM167 60V61H166ZM188 60V59H187ZM202 60H203V63H202ZM79 61H80V59H79ZM172 61V62H171ZM134 62V63H133ZM151 62H152V64L153 65H151ZM166 62H170L169 64H167ZM173 62H175V64H176V66H175V64H171V63H173ZM22 63H24V66H22V68H23V70L22 71H24L23 73H26V74H33V72L35 71V69H34V66H31L32 65V63H34L31 59L29 60V58L28 59H26V61H24V62H22ZM27 63V64H26ZM126 63L124 64V65H126ZM57 64V63H56ZM121 64V62L119 63V65ZM186 64V65H185ZM201 64L203 65V67L201 66ZM136 65V66H135ZM162 65V64H161ZM198 66V67H196V66ZM118 66V65H117ZM117 66H116V68H117ZM141 66H139V67H141ZM193 66H194V68H193ZM25 67V68H24ZM47 67H48V65H47ZM123 67V66H122ZM120 67V68H118L119 70H122V72H123V70L125 71V73L124 74H127V77H129L128 76V74H131V72L133 71L134 72V68L133 69H126V68H128L127 66H125V67ZM162 67H163V77H166V78H168V73H170L171 75H174L173 73H171V67H169V72L167 71V68L168 67H164V65H162ZM187 67V68H188ZM196 67V68H195ZM116 68H114V71L113 72H115L114 73V75L116 76V75H118L117 74V71L118 70H115ZM122 68V69H121ZM125 68V69H124ZM135 68V69H136ZM153 68V69H152ZM165 68H166V71H164L165 70ZM34 69V70H33ZM136 69V70H137ZM174 69H172L173 71H175ZM190 69H192V70H190ZM193 69H194V72H195V74H194V72H192L193 71ZM106 69L104 68V70L103 71H105ZM128 70H131V72H129ZM141 70H143V71H141ZM154 70V72H152ZM204 70V71H203ZM141 71V72H140ZM148 71H149V73H148ZM152 72V74H151V72ZM186 71H191V73H192V76H191V73H189V72H186ZM127 72V73H126ZM143 72V73H142ZM168 72V73H167ZM45 73V75L47 76V70L44 72ZM138 73H141V75L140 74H138ZM167 73V74H166ZM186 73V74H185ZM187 73H188V75H187ZM70 74H72V72H71V70L69 71V72H67V73H64V75H60L59 73L58 74H55V76H53V81L52 82H55V81H58V80H60V79H62V77L64 78V79H62L61 81H60V83H59V85H58V87H57V89L56 90H58V91H56L57 92V98H58V93H60L61 91H64L65 92V86H67L69 89L70 88H77V89H83L82 91H84V86H82L83 85V80H79L78 78H76L74 81L73 80H70V78H69V76L71 77V75ZM138 74V75H137ZM147 74L148 75H151V76H147ZM185 76H184V75ZM194 74V75H193ZM202 74V75H201ZM67 75V76H66ZM171 75H170V77H171ZM51 77H52V74L50 75ZM62 76V77H61ZM110 76H111V74H110ZM118 77V76H117ZM169 77V78H170ZM172 77H174V76H172ZM176 77V76H175ZM178 77H177V79H178ZM49 78V77H48ZM58 78V79H57ZM166 78L164 79L163 78V86H164V84H165V80H166ZM197 78V79H196ZM50 79V78H49ZM117 80L116 78H113V80ZM150 79V80H149ZM176 79V78H175ZM182 79H184V78H182ZM195 79V80H194ZM64 80V81H63ZM115 80H114V82H115ZM120 80H122V79H120ZM125 80H127V79H123L122 81H125ZM128 80H131V81H133V83H134V80L133 79H130V78H128ZM128 80H127V82L125 81V83L126 84H128V85H132L133 83L131 82V81H129L130 82V84H129V82H128ZM169 80L170 79H168V83H169ZM179 80V79H178ZM177 80V81H178ZM180 80H179V85L181 86V83H180ZM202 80V81H201ZM69 81V82H68ZM79 81V82H78ZM118 81V80H117ZM122 81L120 82L119 81V83H122ZM190 81V82H189ZM192 81V82H191ZM71 82V83H70ZM68 83V84H67ZM74 83H76L75 85H74ZM191 83V84H190ZM65 84H67V85H65ZM80 85V86H78V85ZM123 84V83H122ZM121 84V85H122ZM63 85V87H61ZM65 85V86H64ZM118 85H120V84H118ZM120 85V86H121ZM150 85H151V83H150ZM185 85V86H184ZM187 85H189V86H187ZM191 85H193V86H191ZM199 85V86H198ZM159 86L161 87V85L159 84L158 86H157V88H156V90L158 89V91L159 90H161V89H163V90H165V88H166V86H167V84H165V88L164 87H161L160 89H159ZM60 87V88H59ZM175 87H178V89L176 88L175 89ZM187 87V88H186ZM194 87V88H193ZM25 88V89H24ZM59 88V89H58ZM61 88H63V89H61ZM127 87H121V89H122V91H121V89H120V92H122L121 94H123V93H127V89H126ZM205 88V89H204ZM61 89V90H60ZM179 89H181V90H184V91H186V89H187V91L186 92H184V91H181V93L183 92V93H187L188 94V97H190L189 99H188V97H187V99L186 100H183V102H182V100H181V98L182 99H185L184 97L187 95H184V96H182L183 95V93L181 94V96L179 95L180 94V90ZM196 89V90H195ZM198 89V90H197ZM24 90H25V92H24ZM27 88L26 87H23L21 90H20V97L22 98V99H24L23 97L25 96L24 94L26 93L27 95H26V97H25V99H28V97H29V93L28 92H30V90L28 89L27 91ZM114 90H116L115 92H117V93H119V88H118V90H117V87L114 89ZM179 93H178V92ZM115 92H113L112 91V93H114L115 94ZM195 92V93H194ZM49 93L51 94V96H52V94H54V91H50L49 90ZM173 93H174V95H173ZM176 93H178V94H176ZM191 93V94H190ZM193 93V94H192ZM113 94V95H114ZM195 94V95H194ZM116 95H118V94H115V96ZM192 95V96H191ZM19 97V98H20ZM175 97V98H176ZM181 97V98H180ZM70 101H71V99H69ZM90 100V99H89ZM89 100H87V101H84V103L82 104V107H84V106H87V103L88 104H90L91 103V101H89ZM174 101H172V103L174 102ZM185 101V102H184ZM10 102H12V100H10ZM86 102V103H85ZM12 103H14V104H12ZM11 104H12V106H11V104H9L8 106H7V108L5 109V108H3L2 110V113H1V123L2 122H5L6 120V122L5 123H0V173H1V175H0V177L1 176H3L4 175V173H7V174H5L4 176L6 177V175H7V177H6V182H5V185L4 186H7L8 184V186H10V189H12L15 193H13V191L12 190H8V187H6L7 189V192H6V190H5V187H3V192H2V197H0V204H1V200L3 201V203L5 204H3L4 205V207L6 206V202H8L9 203V205H7L5 208L7 209V212L5 213V211H6V209L5 208H3V205L2 206H0V209H5V210H3L4 212H2L1 213V211L2 210H0V228L3 226V228H1L0 229V251H2L3 252V250L5 251V249H6V251L5 252H3V253H5L6 254V257L7 256H9L12 252L14 253V255H13V257H14V259L15 260H13L14 262H13V264H29L30 262V264H64L66 261V263L65 264H73V260H74V258H73V256L75 255L77 258H75V264H97V263H95V262H97V259H96V254L98 253V252H103L104 251V253H103V255L105 254V255H108V254H106V253H110L112 250H110V249H114L110 254H114V258H116L115 256H116V254H117V258H118V261H117V259H114V258H112V259H114V260H116L117 262H116V264L117 263H121L122 261H120V259L122 258L123 260H125L127 263L126 264H129L128 262H131L130 260L132 259V251H133V249L131 248L132 246H133V248H134V244H135V242H136V240H138V238H139V236H140V234L138 233V229H136V227L137 226H135V225H137L136 224V222H137V219H138V216H137V214L135 213V212H132L131 210H133L132 208H130V207H126V208H123V213H121V211H122V209H119V207H117L116 205H115V207H113L112 209L114 210V208L115 209H117V211L116 210H114L115 212H114V214H113V211H112V209L111 208H109L108 206H106V205H104V203L102 204V200L99 198V195H98V191H96L97 192V194H96V192L95 193H92L93 191L92 190H95V189H89V187H91V185H89V184H87V183H89L90 182V179H91V177H92V175L94 174H92L91 172H89L88 174H89V179L87 180V181H84L85 179H86V177L88 178V175H85V176H83L85 179H83V177H82V179H81V183H77L78 184V188L77 187H71V191H68V192H66L67 191V189L66 188H62V185L60 186L59 184H57V182H59V180H60V182L61 183H63V181H64V179H62L59 175H58V173L57 172H60L62 175H63V172H65V170H67V172H69V173H72V174H74L75 175V171H74V169H75V167H73L74 165L73 164H76L74 161H72L73 159L71 158V156L69 157L70 159H72V160H70L71 161V163H70V161H69V158H67L68 157V155H66V153L67 152H64L63 151V153L61 152V151H56V152H54V154H53V158H55V157H57L58 158V156L61 158H58L61 162H62V166L61 167H58V168H56L54 171H50V161H49V159H47V157L49 156V153H50V150H49V152L48 151H46V149L44 148V146L43 147H41L42 145H48L49 144V140H51V138H52V136H53V138H55V137H58V136H61L62 134H61V130H58L57 128H58V126L57 127H55L56 125H57V123H53V125H52V128H50V132H47L46 134H44L45 136H38L37 138H33L32 136H28V138L26 137V134H21V132H19V131H21L20 130V128L19 127H21V125H20V123H22V120L24 119V117L23 116H25L24 115V111L22 110L23 109V107H25L24 105H23V107L21 106V104H19L18 102L16 103V101H14V102H12ZM17 105H16V104ZM183 104H185V106H187V107H185ZM15 105V106H14ZM99 105H100V103H99ZM99 105H97V106H99ZM102 105V104H101ZM101 105H100V107H101ZM174 105V107H172ZM61 108H62V106H60ZM59 106H57V108H60ZM100 107H97V108H100ZM179 107V108H178ZM189 107H190V109H189ZM199 109H198V108ZM1 108V107H0ZM18 108V109H17ZM59 109V111L60 112H58V113H60L59 114V116H58V113L55 111L54 113V115H55V117L58 119V125L60 124V126L62 127V128H64V126H63V124L62 123H64L65 122V119H66V116L67 115H65V113H64V111H62L63 109ZM89 108H87L85 111H87ZM175 109V110H174ZM176 109H177V111H176ZM179 109H180V111H179ZM197 109V110H196ZM204 109V110H203ZM4 110H5V112H4ZM7 110V111H6ZM9 110H11V111H9ZM23 111V113H22V111ZM199 110V111H198ZM16 111H18V112H16ZM175 111V112H174ZM190 111H191V113H190ZM4 112V113H3ZM16 112V113H15ZM180 112V113H179ZM184 112H186V113H184ZM7 113V114H6ZM194 113V114H193ZM204 113H206V114H204ZM17 114H19V115H17ZM22 114V115H21ZM192 114V115H191ZM214 114L215 113H212V115L214 116ZM12 115V116H11ZM4 117V119H3V117ZM17 116H19L18 117V119H16L17 118ZM65 116V117H64ZM178 116V115H177ZM181 117V118H180ZM202 117V118H201ZM100 120H99V119ZM98 118H96L95 120H96V122H98L97 124H99V126L101 127V125L102 124H105V123H100V122H103V119H101L100 117H98ZM6 119V120H5ZM84 119V118H83ZM174 119H177L176 121L174 120ZM4 120V121H3ZM9 120V121H8ZM84 120H86V119H84ZM83 120V121H84ZM178 120H179V122H178ZM181 120H183V121H181ZM188 121V122H187ZM204 122V124H203V122ZM173 122H175V123H173ZM179 123V124H178ZM263 123V122H262ZM94 123H92V125L91 126H94L93 125ZM96 124V123H95ZM184 124V125H183ZM156 125V126H155ZM203 125V126H202ZM264 123L263 124H261L260 123V134L259 135H263L264 136V129H262L264 126ZM155 126V127H154ZM176 126H178L177 128L179 129H177L176 128ZM263 126V127H262ZM172 127V128H171ZM54 128H56V129H54ZM152 128V129H151ZM156 128V129H155ZM168 128V129H167ZM176 128V129H175ZM98 129V128H97ZM155 129V130H154ZM170 129V130H169ZM100 130L102 131L101 132V134L102 135H100V136H104L103 134H104V132L105 131H107V129H101L100 128ZM150 130V131H149ZM104 131V132H103ZM180 131V132H179ZM55 132V133H54ZM58 132V133H57ZM176 132H178L177 134L178 135H176ZM190 132H191V134H190ZM193 132V133H192ZM229 132V133H228ZM52 133V134H51ZM49 134V135H48ZM59 134V135H58ZM171 134H172V136H176L175 138L174 137H172L171 136ZM236 134L238 135L237 137H236ZM15 135V136H14ZM150 135H152L151 137H150ZM167 135H169V137L167 136ZM180 135V137L178 138V136ZM155 136V135H154ZM47 137H48V139H47ZM150 137V138H149ZM190 137V138H189ZM27 138V139H26ZM30 138V139H29ZM52 138V139H53ZM99 138V137H98ZM147 138V139H146ZM172 138V139H171ZM261 138H264V137H262L261 136ZM47 139V140H46ZM154 139V138H153ZM174 139H177L176 141L174 140ZM23 140H25V141H23ZM32 140V141H31ZM151 140V139H150ZM155 140V139H154ZM154 140H152V143H153V141ZM161 140H160V142H161ZM23 141V142H22ZM159 141V140H158ZM162 141V142H163ZM167 141V142H166ZM161 142V143H162ZM173 142V143H172ZM187 142V143H186ZM219 142H220V144H219ZM225 142H226V144H225ZM147 143V145H149ZM161 143H160V145H161ZM165 143H166V145H165ZM176 143V144H175ZM224 143V144H223ZM41 144V145H40ZM172 144V145H171ZM222 144V145H221ZM147 145L145 146V148L147 149L148 147H147ZM159 145V144H158ZM157 145V146H158ZM159 145V146H160ZM176 145V146H175ZM106 147H107V149H105V148H103L104 150V154L106 155V157H107V150H108V146L107 145H105ZM150 146H149V149H150V151H151V148H150ZM170 146H173V151L172 150H170ZM185 147V148H184ZM53 148H54V146H53ZM120 148V147H119ZM145 148H140L139 150H138V148H137V150L136 149H134L133 151H131V154L129 155V153H130V151H127L126 152V155H125V160L122 162V159H124V158H122L121 159V157L119 158V159H117V161H119V160H121V161H119L118 162V164L120 163V164H124V165H126L124 162H126V160H127V162L130 164L131 163V159L132 160H135V158L137 157V155L139 156V155H141V153L139 154V152H141V151H143V150H141V149H145ZM163 148V147H162ZM208 148V149H207ZM145 149V150H146ZM153 149V148H152ZM156 149H158V148H156L155 147V149H154V155L153 156H155V152H157L156 151ZM194 149L196 150V149H198V150H196V152H194ZM144 150V151H145ZM187 150V151H186ZM207 150V151H206ZM101 151V150H100ZM135 151V152H134ZM137 151H139L138 153H137ZM190 151V152H189ZM192 151H193V153H194V155L192 154ZM198 151V152H197ZM235 153L237 154L238 152H240V151H237V149L235 148ZM133 152V153H132ZM170 152H175V153H171V154H173V155H170ZM177 152V153H176ZM47 153V154H46ZM59 155H58V154ZM65 153V154H64ZM110 153H112L111 152V150H110ZM137 153V154H136ZM144 153V152H143ZM146 153V152H145ZM149 153V151H147V154ZM197 153V155H195ZM62 154H64V156L66 155L67 157L66 158H64V156H62ZM127 154L129 155V156H132V157H127ZM134 156H136V157H134ZM136 154V155H135ZM157 154H158V152H157ZM157 154H156V156H157ZM175 154H178L177 155V157L175 156ZM202 154V155H201ZM234 154V153H233ZM44 155H46V156H44ZM69 155H70V153H69ZM183 155V156H182ZM44 156V157H43ZM120 156H122V157H124L122 154H120ZM185 156V157H184ZM40 159H39V158ZM126 157H127V159H126ZM172 157H174V158H172ZM194 157V158H193ZM36 158H38V161H37V159ZM43 158V159H42ZM46 160H45V159ZM64 158V159H63ZM139 158H140V156H139ZM142 158H146V155H145V157L144 156H142L141 155V159ZM149 157H148V155H147V158L146 159H148ZM199 158L201 159V160H199ZM30 159H32L31 161H30ZM43 161H42V160ZM137 159H138V157H137ZM137 159L135 160V162H137ZM183 159V160H182ZM188 159V158H187ZM52 160L53 159H51V162H52ZM64 160H65V162H64ZM102 160H104V159H100L99 161H101V162H99V163H102ZM139 160V159H138ZM196 160H198L197 161V163H196ZM40 161V162H39ZM49 161V162H48ZM68 161V162H67ZM140 161V160H139ZM31 162V163H30ZM39 162V163H38ZM41 162H45L44 163V165H43V163H41ZM134 162V163H135ZM29 163V164H28ZM38 163V164H37ZM41 163V164H40ZM73 163V164H72ZM133 163V162H132ZM131 163V164H132ZM200 163V164H199ZM46 164V165H45ZM130 164V165H131ZM203 164V165H202ZM37 165V166H36ZM39 165V166H38ZM40 165H41V167H40ZM63 165H64V167H63ZM123 165V166H124ZM128 165V164H127ZM45 167L46 166V171L44 172V173H42L43 172V170H45V168L44 169H42V167ZM77 166V165H76ZM193 166H194V168H193ZM38 167V168H37ZM66 167V168H65ZM71 167H72V169H71ZM193 169H192V168ZM61 168V169H60ZM64 170H63V169ZM154 168V167H153ZM195 168H196V170H195ZM198 168V169H197ZM6 169V170H5ZM12 169V170H11ZM39 169H41L40 171H39ZM71 169V170H70ZM4 171V173H3V171ZM10 170V171H9ZM63 170V171H62ZM73 170V171H72ZM194 170V171H193ZM2 171V172H1ZM6 171V172H5ZM12 171H15V172H13V173H15L14 175H16L17 174V176L18 175H20L19 177H14V175L13 174H11V172ZM42 171V172H41ZM70 171H72V172H70ZM91 171V170H90ZM92 171H94L95 172V169L94 170H92ZM105 171V170H104ZM146 171H148V170H146L145 169V172ZM198 171V172H199ZM205 171V172H204ZM32 172V173H31ZM46 172H48V173H46ZM66 172V173H67ZM106 172V171H105ZM27 173V174H26ZM46 173V174H45ZM53 173H54V176H53ZM59 173V174H60ZM157 173V171H156V169L154 168L153 169V173H152V175H146L145 176V182H143L140 186L138 185L137 186V188H135V189H131V190H135V191H139V192H141V188H146L145 189V191H156V190H158V185L160 186V185H162V179L161 180H159V181H157L156 180V178L158 177V174H156ZM32 175V177L31 176H29V175ZM43 174H45L46 176H49L48 178L47 177H45V176H42ZM60 174V175H61ZM21 176H22V178H21ZM25 176V177H24ZM28 178H27V177ZM52 178H51V177ZM149 176H150V178H149ZM13 177H14V179H13ZM54 177V178H53ZM74 177H76V176H74ZM203 177H206V174L203 176ZM8 178V179H7ZM12 179V183H14V184H12L11 183V179ZM15 178H17V179H15ZM22 179V180H24V182L26 181L27 183H25L24 184V182L22 181V180H20V179ZM27 179V180H25V179ZM42 178V179H41ZM44 178V179H43ZM46 178V179H45ZM106 178L107 177H105V180H106ZM1 179H3L2 177H1ZM49 179V181H51V182H49V183H47V180ZM51 179V180H50ZM58 179V180H57ZM204 179H206V178H204ZM204 179L202 180V182L204 181ZM17 180H18V182H17ZM21 181V183H22V185H21V183H19L20 181ZM61 180H63V181H61ZM54 181V182H53ZM89 181V182H88ZM206 181V180H205ZM204 181V182H205ZM8 182V183H7ZM16 182L17 183H19V184H16ZM43 182H44V187H45V189L47 190H45L44 189V187L42 188V185L41 184H43ZM56 182V183H55ZM83 182H87V183H85V184H87L86 186H84V184H83ZM203 182V186L205 187L206 185V183H204ZM214 183H216V181L214 182ZM38 184V185H37ZM40 184V185H39ZM64 184V183H63ZM212 185H211V191L208 189V191H209V193L208 194H206V195H204L203 193H205L206 192V189H205V192H204V190H203V193H201L199 196V199H201V198H204V199H202L203 201H201V203L199 204V206L197 207L198 209L197 210H199V209H202L201 211H198L199 212V214H200V212H203L204 210L206 211V208H208V206L207 205H210V202L212 201L211 199L213 198V200L215 201V200H217L218 198H219V193H216V194H212L211 192L214 190V185L215 184H213V183H211ZM12 185H17L18 187H17V190H19L20 189V186H21V188L22 187H25L26 185H27V189L26 188H22V192H24V193H22V195H25V191H26V194H30L31 196L32 195H35L36 193L34 192L33 194H31V192H32V190H30V192H28L27 190L28 189H30V187H31V189H34V191H35V188L36 187H39V186H41V187H39L41 190H38V191H40V192H37L38 194H36V196H34V198H32L31 196L30 197H25V196H23V198L22 197H20L19 199H17L18 197L17 196H20L21 195V193L18 191L17 192V190H15L16 188V186H12ZM24 185V186H23ZM48 185V186H47ZM57 185V186H56ZM81 185H83V186H81ZM106 185V184H105ZM49 188H47V187ZM76 186V185H75ZM88 186V187H87ZM107 186H110V185H107ZM58 187H60L59 188V191L57 190L56 191V189L58 188ZM82 187H83V189H82ZM85 187V188H84ZM87 187V188H86ZM105 187V186H104ZM19 188V189H18ZM62 188V189H61ZM127 188V187H126ZM206 188V187H205ZM43 189L45 190V191H43ZM77 189H78V193H76L77 195H79V196H77V195H75V191H77ZM23 190H25V191H23ZM37 190V189H36ZM66 190V191H65ZM91 190V194H93V195H91V194H89L88 192ZM9 191V192H8ZM55 191V192H54ZM82 191H85V192H82ZM144 191V192H145ZM46 192H49V193H47V194H50L51 196H52V198L54 197V201H53V199L51 198V201H50V198L49 199H47L50 195H47L46 194ZM57 192V194H55ZM61 192V194H59ZM66 192V193H65ZM87 192V193H86ZM11 193L13 194V196L12 197H10L11 196ZM20 195H19V194ZM44 194L45 193V195H46V199L48 200V201H45L43 198H44V196L45 195H43V197H42V195L41 194ZM54 193V194H53ZM62 193H63V195H62ZM69 193H71V194H69ZM74 193V194H73ZM81 193V194H80ZM99 193H100V190H99ZM6 194V196H4V195ZM9 194V195H8ZM59 194V195H58ZM7 195H8V197L11 199V200H8L9 198L7 197ZM21 195V196H22ZM58 195V196H57ZM62 195V197H64L63 198V201L61 202V201H59V197ZM67 195H69V196H66ZM155 195H157V194H153V195H150V196H152V197H154L155 198ZM207 195H208V197H207ZM27 196H29V195H27ZM37 196H39V198L41 199V200H39L38 199V197ZM41 196V197H40ZM50 196V197H51ZM75 196V197H74ZM77 196V197H76ZM90 196H91V198H90ZM93 196H96L95 197V201H94V198H92ZM97 196H98V199H100L99 201L100 202H98V201H96V200H98L97 199ZM134 196L136 197V198H140V196L139 195H137V194H134ZM149 196V195H148ZM212 196V197H211ZM3 197H5L4 199H7V200H4V199H1V198H3ZM62 197H60L61 199H62ZM72 198V200H71V198ZM14 198H16L18 201L19 200H21V198L25 201V202H27V200H28V202L27 203H24V206L23 205H19V204H21L20 202H22V201H20L19 203H17L16 201V203L13 201V200H16V199H14ZM67 198V199H66ZM75 198V199H74ZM154 198H153V200H154ZM38 199V200H37ZM65 199V200H64ZM84 199V200H83ZM93 199V200H92ZM55 200H56V205H55ZM69 200H71V203H73V202H76L75 204H73V205H77L79 202L78 201H80V204H78L76 207H83V208H76V207H72V204L69 206V204L68 205H64V204H66ZM211 200V201H210ZM6 201V202H5ZM11 201H13L14 203H12ZM33 201V202H32ZM35 201V202H34ZM42 201H45L44 203H47V205L46 204H44ZM81 201H82V203H81ZM87 201V202H86ZM91 201V203H93V205L96 203V206L95 207H97L95 210H90V209H93L94 208V206H93V208L92 207H90V208H87L88 206H91V205H88L87 206V203L88 204H90L89 202ZM205 201V202H204ZM210 201V202H209ZM30 202H31V205H30ZM39 202V204H37V203ZM43 204H42V203ZM49 202H50V204H49ZM52 202V203H51ZM54 202V203H53ZM61 202V203H60ZM66 202V203H65ZM70 202V201H69ZM68 202V203H69ZM78 202V203H77ZM202 202H204V203H202ZM22 203V204H23ZM36 205H35V204ZM84 203H85V205L87 206H85L84 205ZM29 204V207L28 206H26V205H28ZM83 204V205H82ZM98 204L100 205V206H98ZM101 204H102V206L103 207H101ZM254 204V205H253ZM17 205V206H16ZM18 205H19V207H18ZM52 205H55V206H53L52 207ZM82 205V206H81ZM170 207L169 208H173L172 210H170L169 208H168V210H170V212L168 211V214H169V216H171L172 217V219H175V220H179L180 218L182 219V221H185V219L184 218H182L181 216H183L184 217V215H182L183 213L182 212H180V214H179V212L178 211H175L174 210V207H173V204L171 203V204H168ZM167 205V206H168ZM9 206V207H8ZM38 206V207H41L42 208V211H44L43 213H42V211H41V213L40 212H37V211H39L36 207ZM59 206V207H58ZM63 206H64V209H63ZM70 207V208H68V207ZM201 206V207H200ZM249 206V208H247L246 207V210H247V212L251 209V211H252V209H253V211H252V213H251V216H250V218L249 219H244V221H242L241 220V218L240 219H238L239 221H236L237 220V217H239V215L237 214V216H236V220H234V222L235 223H233V224H230L229 222H225L226 220L225 219H223V218H225L224 216H226V215H224L223 216V220H225V221H223V224L221 225L222 227H220V230H221V234H223V233H225L226 232V230L228 229H230V232H232V230L234 231V229H236L235 230V232H234V234L236 233V236H233L234 238H232V240H231V242H230V237H229V241L228 240H225V238H224V241H225V244L226 245H231L232 246V248H236V247H238V248H240L241 247V245H242V248H241V250H242V252H243V246H245L246 247V249H248L249 250V252L250 253H248V250H246L245 248H244V252L243 253H241V254H243L244 256H242L241 254H240V256H242V257H240L239 259H241V261H235V260H232L231 261V263H229V264H232V262H233V264H235V262H236V264H245V260H246V258H247V260H246V262H247V264H252L251 263V261H253V264H259L260 263V259H261V262L264 260V258H263V254H264V227H260V230H261V232L259 231V230H257V226H259L260 224L261 225H263L264 226V217H263V220L261 221L262 223H260L259 225H258V222H259V220H254L253 218H254V213H256L257 214V212L258 211H260L262 208H260L261 206H257V204L255 205V203L253 202L252 204H249L248 205ZM15 207V208H14ZM25 207V208H24ZM32 207H33V209H32ZM51 207V208H50ZM86 207V208H85ZM117 207V208H116ZM20 208V210H17V209H19ZM26 208H29V209H26ZM31 208V209H30ZM54 208H56V209H54ZM67 208V210L66 211H64V213H65V216L66 215H69L68 213H69V210H71L72 209V211H70V212H76L77 211V213H75V215H74V217H76V221H74L75 219L73 218L72 220H71V216L73 217V215L70 213V217H68L67 216V218H65L64 217V215H62V214H64L62 211L63 210H65ZM74 208V209H73ZM105 209V211H106V215H105V212H104V210H102V209ZM108 210H107V209ZM45 209V210H44ZM52 209L54 210V211H56L55 213L54 212H52ZM69 209V210H68ZM76 209V211H74ZM79 209H80V211L81 210H83V211H81V212H83V213H81L80 211H79ZM87 211H86V210ZM97 209H100V210H97ZM111 209V210H110ZM167 209V208H166ZM11 210V211H10ZM25 210V211H24ZM28 210H30L29 212H28ZM32 210V211H31ZM34 210H36V213L38 214V215H40V216H42V218H44V217H46L45 219H42L41 217H39V216H37L36 214H34L35 212H34ZM90 210V211H89ZM246 210L245 211H243V213H245L246 212ZM22 211H24V212H26V213H29L30 215H32L31 217H29L28 216V214L27 215H25V216H22V215H24V214H26V213H24V212H22ZM58 211V212H57ZM97 211L98 212H100L101 211V213L100 214H102V216H106L107 217V215H108V218H106L107 220L109 219V217H110V220L109 221H111V223H112V226L114 225V223H115V225L113 226L114 227V229L113 228H111L112 226L110 225L111 223L110 222H108V224H107V222H105L106 220L105 219H101V215H99L98 213H97ZM110 211L112 212V213H110ZM11 212V213H10ZM14 212H15V215H11V214H14ZM18 212V213H17ZM32 214H31V213ZM78 212H80V213H78ZM85 212H89V213H91V212H93V213H91L90 214V217H92L91 218V220H90V218L89 217H87V215L89 216V213H87V215L85 214V216H83L84 215V213ZM127 212V213H126ZM10 213V214H9ZM21 213H22V215H21ZM47 213V214H46ZM171 213V214H170ZM5 214H7V217L5 216L4 217V215ZM36 215V216H34V215ZM52 214V215H51ZM59 214H61V215H59ZM77 214V215H76ZM92 214H96L95 215V217H100V218H98V220H97V218H94L93 216H91ZM104 214V215H103ZM123 214L125 215L124 217H122L123 216ZM19 215V216H18ZM50 215V216H49ZM58 215V216H57ZM80 215H81V217H80ZM98 215V216H97ZM110 215V216H109ZM122 215V216H121ZM234 215V214H233ZM258 215V214H257ZM9 216H11L12 217V219L10 220V218L11 217H9ZM14 216V217H13ZM17 218H16V217ZM28 216V217H27ZM53 216V217H52ZM57 216V217H56ZM112 216H113V218H112ZM185 216H186V221H188L189 219L187 218L188 217V215L187 214H185ZM261 216H264V213L261 215ZM22 217H27V219L26 218H22ZM39 217V218H38ZM80 218V220H79V223H77V225L78 224H80L81 225V227L83 228V227H85L86 225H88V224H86L87 222H88V220H86V223L84 222V224H85V226H82V224H83V222H82V224H81V219H83V217H84V219L87 217V218H89V221H91V222H88L89 224H91L92 223V226H94V227H92L91 226V230H90V225L88 226L89 227V229H86V230H84L85 228H88V227H85V228H83V230H82V228H79L77 231H79L80 229V232H83L81 235H78V234H76L75 232H77L76 231V229L75 228H77V225H76V223L75 222H78L77 221V218ZM115 217H116V219H115ZM228 217H229V214H228ZM234 217V216H233ZM243 217V216H242ZM9 218V219H8ZM14 218V219H13ZM21 218V219H20ZM41 218V219H40ZM47 218L50 220H52L53 222H50L49 220H47ZM57 218H58V220H57ZM61 218H62V220H61ZM65 218V220H63ZM70 218V219H69ZM124 218V219H123ZM230 218L232 219V215L230 214ZM18 219V220H17ZM29 219V220H28ZM38 219H40L39 221H38ZM55 219V220H54ZM69 219V220H68ZM102 221H101V220ZM112 219H114V220H112ZM120 221H119V220ZM121 219H122V221H121ZM134 219V220H133ZM255 221V222H257V223H255L253 220ZM26 220V221H25ZM34 220V221H33ZM43 220L44 221H49L50 223H52V224H50L49 222V224L47 223V225H49V226H46V224H43ZM67 220V221H66ZM73 221L74 222V225L76 226L75 228H73V229H75V232L73 231V230H71L72 231V233L74 234H76V235H78V236H74V237H72V233H70L69 234V232L67 231V229H69V231H70V228H67L66 229V227L65 228H61V227H63V225H65L64 223H69V221ZM94 220V221H93ZM105 220V221H104ZM251 220H252V223H250L251 222ZM9 221V222H8ZM12 221V222H11ZM32 221V222H31ZM56 221V222H55ZM62 223H61V222ZM70 221V222H71ZM95 221H99L98 223L99 224H97ZM103 221H104V225L102 224L103 223ZM116 221L118 222V226H120V227H118L117 226V223H116ZM181 221V222H182ZM242 221V222H241ZM250 221V222H249ZM7 222V223H6ZM31 222V223H30ZM38 222V223H37ZM55 222V223H54ZM73 222H71V223H73ZM93 222L94 223H96V224H93ZM233 222V221H232ZM240 222H241V224H240ZM247 222V223H246ZM8 226H6L5 224ZM12 225H11V224ZM61 223V224H60ZM67 223H66V225H67ZM225 223H226V225H225ZM252 224L254 227L253 228H249L248 226H247V224ZM16 225V226H14V225ZM28 224V225H27ZM58 224V225H57ZM83 224V225H84ZM121 224V225H120ZM244 224V225H243ZM255 224V225H254ZM19 225V226H18ZM55 225V226H54ZM57 225V226H56ZM65 225V226H66ZM69 226L70 225H72V224H68ZM67 225V227H69ZM100 225V228L98 227ZM228 225V226H227ZM31 226V227H30ZM36 226V227H35ZM39 226L41 227V228H39ZM44 226V227H43ZM45 226H46V228H45ZM79 226V225H78ZM101 226H105L104 228L103 227H101ZM109 226H111L110 227V229H107V228H109ZM115 226L117 227V229L115 228ZM244 226V227H243ZM245 226L247 227V228H245ZM4 227L6 228H8V232L9 233H7L6 235L7 236H9V238L6 236V235H4L6 232H4ZM11 228V231L12 232H14L13 234H10V228ZM18 227V228H17ZM28 227V228H27ZM47 227H51V228H48V229H50V230H47ZM56 227H59V229L58 228H56ZM73 227V226H72ZM72 227H71V229H72ZM99 228V230L101 229V231H104L105 232V230H106V232L105 233H107L108 231L110 232V230L112 231V232H110V234H109V232H108V235L106 234V236H104L103 235V233H101V234H99L101 231H97V229ZM227 227V228H226ZM231 227V228H230ZM240 227H241V229H242V231L241 232H239L241 229H240ZM6 228V229H7ZM93 228H95L94 230H92ZM222 228V229H221ZM225 228V229H224ZM237 228L238 229H240V230H237ZM245 230H244V229ZM255 228H256V230H255ZM261 228H263V231H262V229ZM13 229V230H12ZM40 229V230H39ZM56 229V231L55 232H53L54 230ZM119 229V230H118ZM129 229V230H128ZM136 230V232H135V230ZM232 229V230H231ZM247 229V230H246ZM58 230V231H57ZM91 231L92 232V234H91V232H89V234H91V236L88 234V237H87V235H86V232L87 231ZM108 230V231H107ZM114 230H115V232H114ZM222 230H225V232L224 231H222ZM31 231V232H30ZM43 231H47V232H43ZM59 231H61V233L60 234H58L57 232H59ZM70 231V232H71ZM86 231V232H85ZM96 231H97V233L100 235H98V234H96ZM121 231H124V233L122 232L121 233ZM135 232V236H134V232ZM237 231V232H236ZM246 231V232H245ZM248 231V232H247ZM11 232V233H12ZM23 232V233H22ZM49 232V233H48ZM62 232H64V233H62ZM93 232H94V234L95 235H97V236H99V238L102 236V238H105L106 237V239L107 240H104V239H99V238H97L98 240H100L101 242L104 240V242H102V243H100V242H97L98 244L100 243V247L98 246V244L97 243H95L96 241H98V240H96V238H95V240H94V237H95V235L93 234ZM131 233L130 234V236L131 237H129V236H127V237H129L128 239L127 238H125L126 236H125V234L126 233ZM193 232H195V230L193 231ZM229 232V233H230ZM243 232H245L244 234H245V238H244V234H240V233H243ZM254 232V236L252 235V233ZM2 233H4V234H2ZM52 233V234H51ZM78 233V232H77ZM104 233V234H105ZM129 233H128V235H129ZM138 233V234H137ZM249 235H248V234ZM251 233V234H250ZM29 234V235H28ZM54 234V235H53ZM62 234H63V239L60 237L59 238V236H62ZM65 234V235H64ZM66 234H67V236L68 237H65L66 236ZM84 234V235H83ZM111 234H113L112 235V237H111ZM117 234V235H116ZM123 234V235H122ZM259 236H257V235ZM10 235H11V237H10ZM44 235V236H43ZM53 235V236H52ZM59 235V236H58ZM71 235V236H70ZM83 235V237H81ZM116 235V236H115ZM230 235H232V233H230ZM237 235H240L241 237H242V235H243V239L241 240L240 238V236H237ZM6 236V237H5ZM14 236H16V237H14ZM80 236V237H79ZM92 236H94L93 237V240L95 241H93L94 243H95V245L93 244L92 245ZM96 236V237H97ZM115 236V237H114ZM118 236H122V239H124V240H119L118 238H117V240H116V237H118ZM125 236V237H124ZM138 236V237H137ZM250 236V238H251V236L253 237V239H256V243L255 244H253V247L251 246H249L248 247V243H247V241H250L249 239H248V237ZM256 236V237H255ZM45 237V238H44ZM50 237V238H49ZM65 237V238H64ZM69 237H70V239H73L72 240V242L71 243H74V241H78V240H75V238H83V239H81V240H83V242L86 240L85 238H87V239H89L90 240V238H91V240L89 241V240H86V242L85 243H83L82 242V244L80 245H78L79 247L77 248V244L78 243H81V241H79V242H77V244H76V242L74 243L75 244V246L73 245V244H68V243H66V245H65V242L67 241H71L70 239H69ZM114 237V238H113ZM133 237V239H131ZM134 237H136V238H134ZM235 237H237V238H239L238 239V242H236V238ZM11 238H13V240L11 239ZM15 238V239H14ZM60 239H62L61 241H59ZM64 239H69V240H64ZM113 239H115V243H116V241L119 243V244H121L122 245V243L121 242H123V241H125V239H126V243L125 242H123V245L121 246H119V248L117 247L119 244L118 243H116L117 245H115V246H113L115 243H114V241H111V240H113ZM223 239V238H222ZM253 239H251V241L253 240ZM11 241V242H9L8 244H7V242L5 243V241ZM54 240V241H53ZM120 242H119V241ZM130 240H133L134 242H131ZM233 240H235V243H234V241ZM245 240H247L246 241V244H248L247 246L245 245V244H243L244 242L243 241H245ZM52 243H51V242ZM57 241V242H56ZM59 241V242H58ZM89 241V242H88ZM219 241H221V239H220V237H218V238H216V243L217 242H219ZM226 241H228V242H226ZM259 241H260V243H259ZM54 242V243H53ZM64 242V243H63ZM90 242H91V244H90ZM113 243V245H112V243ZM128 242V243H127ZM222 242V241H221ZM242 242V243H241ZM106 245L107 243V247H102V246H104V244ZM129 243H131L130 245H132V246H128V244ZM134 243V244H133ZM210 243V242H209ZM208 243V244H209ZM212 243V242H211ZM231 243V244H230ZM239 243V245H237ZM241 243V244H240ZM250 243V242H249ZM5 244H7V246L5 245ZM9 244H11V245H9ZM58 244V245H57ZM62 244H64V245H62ZM87 244H89L88 246H90L89 248H88V246H87ZM109 244L110 245H112V246H110L111 248H109ZM127 244V245H126ZM257 244H258V248H257ZM5 245V246H4ZM49 245H51V246H49ZM55 245V246H54ZM69 245V246H68ZM86 245V247H87V249H86V247H84V246ZM255 245V246H254ZM259 245H261V246H259ZM12 246V247H11ZM54 246V247H53ZM71 246V248H69ZM80 246H82V247H80ZM98 246V247H97ZM129 248H128V247ZM141 245H139V246H137V248L138 249H140L139 247H140ZM188 246V245H187ZM211 246H213V243L211 244ZM231 246H227L228 247V251H231ZM234 246V247H233ZM46 248V250H45V248ZM63 247H65V249H63ZM73 247H76V248H73ZM92 247V248H91ZM93 247H97V250L94 248V250L92 251L91 249H93ZM115 247H117V249H115ZM124 247V248H123ZM128 249H127V248ZM263 247V250L261 251V248ZM10 248V249H9ZM42 248H44V250L42 249ZM49 248V249H48ZM66 248H68V249H66ZM79 248H80V251H78L79 250ZM99 248H101V250H99ZM127 250H126V249ZM130 248H131V251H129V252H127L128 250H130ZM136 248V247H135ZM237 248V249H238ZM252 248H255V249H252ZM37 249V250H36ZM69 249H71L72 251H73V249H75L74 251H75V253L77 254H73L72 253V251L70 252V250ZM88 249H90V250H88ZM104 249V250H103ZM106 249H107V251H106ZM124 250L125 249V252H127V253H123L122 251V255L124 256V258L123 257H121L122 255L121 254H119L118 252H120L119 250ZM175 249H176V247H175ZM258 249H260V251L258 250ZM49 250H52V251H49ZM66 250H68V253H70V255H71V253L73 254L72 255V257H68L67 255H65V252H67ZM87 250V251H86ZM116 250L118 251V252H116ZM135 250V249H134ZM177 250V249H176ZM175 250V251H176ZM225 250V249H224ZM254 250V252H252V251ZM258 250V251H257ZM73 251V252H74ZM83 251V252H82ZM108 251H110V252H108ZM227 251V250H226ZM247 253H246V252ZM15 252H16V254H15ZM63 253V254H61V253ZM77 252H79V253H77ZM87 252V253H86ZM106 252V253H105ZM120 252V253H121ZM177 252V251H176ZM1 253V252H0ZM3 253H1L0 255L2 256V258H5V254H4V257H3ZM10 253V254H9ZM43 253H45L46 255H48V256H46V255H44ZM50 253V254H49ZM88 253H91V254H88ZM209 253V254H208ZM254 253H256L257 254V256H256V254L254 255V256H252V254H254ZM19 254V255H18ZM42 254V255H41ZM55 254V256L53 257V255ZM67 254V253H66ZM81 256H80V255ZM120 256H119V255ZM188 254V253H187ZM193 253H191V252H189V254L188 255H186V254H184L185 255V257L187 258L188 257V260H186L185 259V257H184V259H185V262L187 261H189L188 262V264H190V263H195V264H205V262L206 261H208V260H210L211 258L212 259H216L215 258V256L211 253V252H207L206 253V255H204V257H202V255L201 254H199V256L200 257H198L197 256V254H196V257L194 256V255H192ZM195 254V253H194ZM211 254V255H210ZM245 254H247V255H245ZM251 254V255H250ZM260 254V255H259ZM49 255H50V257H49ZM60 255H62V256H65L64 258H66V260L62 257H60ZM69 255V256H70ZM80 257H79V256ZM87 255V256H86ZM89 255H91V257L89 256ZM18 256V257H17ZM57 256H59V257H57ZM74 256V257H75ZM86 256V257H85ZM121 257L120 259H119V257ZM208 256V259L206 258ZM213 256V257H212ZM222 256V255H221ZM250 256H251V259H253V257H255V259H257V258H259V259H257V261L256 260H251V259H249L250 258ZM260 256V257H259ZM32 257V258H31ZM45 257H46V259H45ZM67 257L70 259H68L67 260ZM82 257V258H81ZM129 257V258H128ZM249 257V258H248ZM17 258V259H16ZM41 258V259H40ZM60 258H61V260H60ZM73 258V259H72ZM78 258H81V259H78ZM127 258V259H126ZM194 258H196V259H194ZM210 258V259H209ZM224 258V257H223ZM245 258V259H244ZM43 259V260H42ZM65 260V262H63V260ZM78 259V260H77ZM95 259H96V261H95ZM184 259H182L181 258V255H180V260L179 261H181V263L182 264H184L185 262H184ZM190 259V260H189ZM200 259V260H199ZM211 259V260H212ZM219 259V260H218ZM218 259H216V260H218L219 261V263L218 264H220L221 263V257L220 256H218ZM263 259V260H262ZM8 260V259H7ZM41 260V261H40ZM55 260V261H54ZM85 260H86V262H85ZM182 260H183V262H182ZM211 260L209 261V264H212V262H211ZM250 262H249V261ZM33 261V262H32ZM62 261V262H61ZM69 261V262H68ZM92 263H91V262ZM94 261V262H93ZM120 261V262H119ZM124 261V262H125ZM178 261V262H179ZM213 261V260H212ZM215 261V260H214ZM235 261V262H234ZM8 263H9V260L7 261ZM10 262H12V261H10ZM55 262V263H54ZM78 262V263H77ZM238 262V263H237ZM255 262V263H254ZM146 263V262H145ZM180 263V264H181ZM192 263V264H193ZM216 263H217V261H216ZM215 262L213 263V264H216ZM121 264H123V263H121ZM131 264V263H130ZM155 264V263H154ZM177 264H179V263H177ZM187 264V263H186ZM206 264H208V262H206Z\"/></svg>",
	"mask_w": 264,
	"mask_h": 264
}]
</instances>
